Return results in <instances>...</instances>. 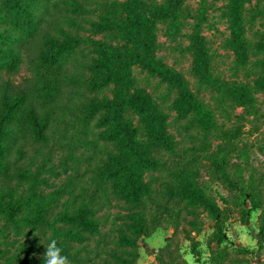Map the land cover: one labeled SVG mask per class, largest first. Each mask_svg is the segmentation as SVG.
<instances>
[{"label":"trees","instance_id":"trees-1","mask_svg":"<svg viewBox=\"0 0 264 264\" xmlns=\"http://www.w3.org/2000/svg\"><path fill=\"white\" fill-rule=\"evenodd\" d=\"M189 1L0 0V235H26L0 249V264H44L53 239L71 264H136L142 237L163 221L178 225L171 212L180 220L197 211L215 221L213 262L229 257L220 248L222 210L199 184L197 165L209 161L238 200L262 202L264 181L235 182L226 166L245 115L264 117L257 106L264 96V9L256 12L263 31L252 41L245 17L251 0H223L230 30L224 47L237 76L226 79L215 73L203 34L209 0H197L195 11ZM186 25L193 82L158 55L159 27L176 41ZM136 69L173 99L169 111L141 86ZM173 124L194 144L190 159ZM58 125L78 127L94 164L80 193L71 179L44 196V171L30 167ZM113 202L123 212L105 231L109 221L99 214Z\"/></svg>","mask_w":264,"mask_h":264},{"label":"rangeland","instance_id":"rangeland-1","mask_svg":"<svg viewBox=\"0 0 264 264\" xmlns=\"http://www.w3.org/2000/svg\"><path fill=\"white\" fill-rule=\"evenodd\" d=\"M188 6L195 11L199 8V2L190 0ZM224 7L223 0H209L208 21L204 25L203 34L209 41V48L214 57L215 73L226 79H234L237 78L234 76V58L224 47L225 40L230 36ZM262 9H264V0H251L246 4V29L252 41H256L263 31V22L256 16V12ZM189 22L193 21L189 20ZM191 31L190 25H186L182 35L176 41H171L166 36L165 28L160 26L158 55L193 82L190 75L191 56L185 50L189 44L188 35ZM135 73L141 86L147 87L169 111L168 107L173 99L163 97L166 91L158 88V81L147 80L146 75L138 69ZM18 78L19 76L16 77ZM257 97L261 117L264 115V96ZM235 113L242 115L243 109L239 108ZM171 116L173 122L175 113H171ZM245 116L246 121L242 123L244 135L237 141L234 151L229 156L226 169L235 182L241 179L248 183L253 179L258 184L264 181V117L256 121L253 116ZM220 121L225 120L220 119ZM170 131L180 143V147L188 150V159H190L191 149L194 148L192 141L187 139L185 132L179 129L178 125L173 124ZM77 133L78 127L58 125L51 134L49 147L31 162L32 173L36 174L40 169L44 171L42 174L44 185L40 189L42 195L49 196L65 190L71 179L75 180L78 194L84 185L83 181L89 178V169L94 164L92 160L94 153L80 146L81 138ZM197 166L199 184L216 200L223 213V234L226 242L220 248L227 252L229 257L222 264H264V186L261 203L249 197L238 200V193L232 191L223 180V176L218 174L209 161L201 158ZM119 212L123 210L114 202L100 212L99 217L102 221H109L106 223L105 231L110 229V222ZM169 218L177 221L178 225L163 221L162 225L148 237H142L139 241V258L136 264H215L212 254L219 245L217 241L212 242L215 221L203 211H197L196 214L184 212L180 220H176L175 214L171 212ZM2 227L0 223V230ZM25 236L18 237L13 232L1 234L0 249L7 252L8 249H12L7 246L8 244L16 243Z\"/></svg>","mask_w":264,"mask_h":264},{"label":"clouds","instance_id":"clouds-1","mask_svg":"<svg viewBox=\"0 0 264 264\" xmlns=\"http://www.w3.org/2000/svg\"><path fill=\"white\" fill-rule=\"evenodd\" d=\"M63 250L57 246L53 239L46 247L43 255L44 264H71L67 255L62 254Z\"/></svg>","mask_w":264,"mask_h":264}]
</instances>
